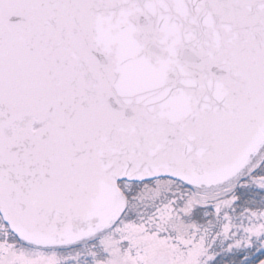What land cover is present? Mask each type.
Returning <instances> with one entry per match:
<instances>
[{"label": "snow or ice", "instance_id": "6c2138e0", "mask_svg": "<svg viewBox=\"0 0 264 264\" xmlns=\"http://www.w3.org/2000/svg\"><path fill=\"white\" fill-rule=\"evenodd\" d=\"M0 264H264V0H0Z\"/></svg>", "mask_w": 264, "mask_h": 264}]
</instances>
